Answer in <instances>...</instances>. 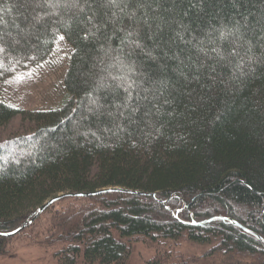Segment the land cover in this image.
Instances as JSON below:
<instances>
[{
  "label": "trees",
  "instance_id": "obj_1",
  "mask_svg": "<svg viewBox=\"0 0 264 264\" xmlns=\"http://www.w3.org/2000/svg\"><path fill=\"white\" fill-rule=\"evenodd\" d=\"M55 61L58 99L15 105L10 80ZM17 114L0 255L122 264L144 238L151 264H199L163 249L184 238L209 264H264V0H0V126Z\"/></svg>",
  "mask_w": 264,
  "mask_h": 264
},
{
  "label": "rangeland",
  "instance_id": "obj_2",
  "mask_svg": "<svg viewBox=\"0 0 264 264\" xmlns=\"http://www.w3.org/2000/svg\"><path fill=\"white\" fill-rule=\"evenodd\" d=\"M36 19V15H32ZM56 51L58 56H64L67 46L58 42ZM63 61H64V57ZM57 61V60H56ZM54 62L51 66H42L40 68H31L20 71L10 80L9 91L13 98V103L23 109H32L39 105L44 106L45 103H53L58 99L55 87V79L58 74L56 65L62 62ZM59 61V60H58ZM32 127L31 122L17 114L8 122L0 126V140L8 138L13 134H20L29 131ZM12 153L8 158L15 157V153L19 152L16 148L11 149ZM29 152V150H28ZM27 151H22L26 154ZM65 200L58 201L48 210L46 215L50 214V210H56L64 205ZM170 246L179 254L189 257L190 260L198 261L199 264H209L203 260L204 253L209 244L197 243L184 238L176 241H168L164 245ZM159 247L150 243L144 238H133L131 241V249L126 260L122 264H151L154 256L159 252ZM0 264H57L56 258L52 254V249L45 251L43 247L26 245L24 243L14 242L10 253L0 255ZM98 264V263H93ZM211 264V263H210ZM213 264H227L214 262Z\"/></svg>",
  "mask_w": 264,
  "mask_h": 264
},
{
  "label": "water",
  "instance_id": "obj_3",
  "mask_svg": "<svg viewBox=\"0 0 264 264\" xmlns=\"http://www.w3.org/2000/svg\"><path fill=\"white\" fill-rule=\"evenodd\" d=\"M101 190H97V191H91V192H83V193H66V194H61V195H56L50 199H48L46 202H44L39 208H38V212H41L42 210H44L47 206H49L50 204H52L54 201L60 199L61 197L63 196H71V195H76V196H88V195H93V194H96V193H99ZM232 222L234 224H237L235 221L232 220ZM199 224V223H198ZM201 224V223H200ZM24 226V225H23ZM20 227L18 229H16L15 231H12L10 233H7L6 235H12V234H15L16 232H18L21 228Z\"/></svg>",
  "mask_w": 264,
  "mask_h": 264
},
{
  "label": "snow or ice",
  "instance_id": "obj_4",
  "mask_svg": "<svg viewBox=\"0 0 264 264\" xmlns=\"http://www.w3.org/2000/svg\"><path fill=\"white\" fill-rule=\"evenodd\" d=\"M60 39H61V40H63V39H64V37L62 36V37H60Z\"/></svg>",
  "mask_w": 264,
  "mask_h": 264
}]
</instances>
